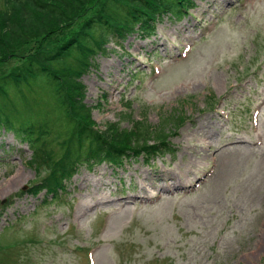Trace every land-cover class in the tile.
I'll list each match as a JSON object with an SVG mask.
<instances>
[{"label":"rangeland","instance_id":"obj_1","mask_svg":"<svg viewBox=\"0 0 264 264\" xmlns=\"http://www.w3.org/2000/svg\"><path fill=\"white\" fill-rule=\"evenodd\" d=\"M104 1L86 0L44 45L64 42ZM194 3L151 35L110 41L77 79L97 128L154 126L178 111L175 152L81 165L53 195L40 185L72 143L65 128L38 139L36 160L0 125V264H264V0ZM34 38L1 44L20 49L0 76L36 52ZM1 111L35 124L61 116L39 83L0 95ZM175 171L182 182L158 192Z\"/></svg>","mask_w":264,"mask_h":264},{"label":"trees","instance_id":"obj_2","mask_svg":"<svg viewBox=\"0 0 264 264\" xmlns=\"http://www.w3.org/2000/svg\"><path fill=\"white\" fill-rule=\"evenodd\" d=\"M85 1L4 0L0 11V23L5 26L4 30L0 27V65L8 57H18L15 52L20 49H4L1 44L17 39L22 45L29 37L42 42L35 53L24 56L16 70L0 76L1 97H6L10 90L21 93L23 88L39 83L51 95L55 112L61 114L55 119L47 115L48 120L35 124L29 119L15 122L12 113L1 111L0 125L21 143H27L36 160L39 156L44 159L38 139H47L46 134L52 127H64L68 141L72 142L67 143L62 158L54 161L49 175L41 182L45 185L40 187L53 195L57 189L59 194L64 190L62 181L68 180L81 165L89 168L102 162L119 165L123 159H134L140 154L150 158L175 152L167 137L171 126L181 120L175 111L154 126L143 118L135 119L130 129L122 128L118 122L102 129L94 127L92 109L84 102V88L77 79L92 64V55L99 51L105 53V45L110 41L119 45L132 32L148 36L154 33L156 23L163 17L185 16L194 7V0H105L95 15L84 20L64 42L52 47L44 45L47 35L76 14ZM52 160L47 161V168Z\"/></svg>","mask_w":264,"mask_h":264},{"label":"bare ground","instance_id":"obj_3","mask_svg":"<svg viewBox=\"0 0 264 264\" xmlns=\"http://www.w3.org/2000/svg\"><path fill=\"white\" fill-rule=\"evenodd\" d=\"M215 165V164H214ZM179 171V170H178ZM162 176V175H160ZM160 176H158L157 179H152L153 181V185L152 187L156 188V183L159 182L162 178H159ZM168 180H167V184L165 185L166 187H162L158 192H162V190L166 191L168 190L169 188H172V187H175L176 185H178L179 183L182 182V179L180 177V174L179 172L175 171L173 173H170L168 175ZM168 186V187H167ZM158 194H161V193H158Z\"/></svg>","mask_w":264,"mask_h":264}]
</instances>
